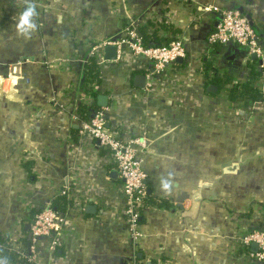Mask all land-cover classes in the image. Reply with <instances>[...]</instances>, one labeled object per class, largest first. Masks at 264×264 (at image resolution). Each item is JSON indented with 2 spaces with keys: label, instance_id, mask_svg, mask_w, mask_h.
Segmentation results:
<instances>
[{
  "label": "crops",
  "instance_id": "crops-1",
  "mask_svg": "<svg viewBox=\"0 0 264 264\" xmlns=\"http://www.w3.org/2000/svg\"><path fill=\"white\" fill-rule=\"evenodd\" d=\"M29 5L34 29L19 20ZM206 5L251 21L263 55L210 44L217 17ZM152 16L185 55L146 91L133 82L145 60L127 46L121 59L96 61L90 51ZM90 57L93 91L84 89ZM252 70L262 95L232 101ZM93 102L110 129L146 141L137 151L147 198L136 240L109 152L79 134L78 108ZM62 190L71 203L60 243L50 252V237H40L28 264H261L241 237L264 230V0H0V237L20 251L33 214ZM0 264L12 263L0 254Z\"/></svg>",
  "mask_w": 264,
  "mask_h": 264
},
{
  "label": "built area",
  "instance_id": "built-area-1",
  "mask_svg": "<svg viewBox=\"0 0 264 264\" xmlns=\"http://www.w3.org/2000/svg\"><path fill=\"white\" fill-rule=\"evenodd\" d=\"M205 9L215 13V28L208 34L210 44H224L235 42L246 47L258 57L263 55V49L258 37L248 19L236 9L219 5H206ZM116 46V57L123 56V46L134 57H140L146 63V91L156 85L158 78L166 72L176 60L184 57V46L180 39H175L167 44L144 45L136 26L130 23L122 27V36L118 39H104L96 43L90 54L96 61L105 60L102 51L106 45ZM12 74L9 72L8 77ZM79 134L93 137L110 154L111 163L122 179V191L125 195L124 222L130 237L136 240L139 234L138 218L146 196L147 173L137 156V151L146 145L144 137L134 132L120 134L106 125L104 110L96 109L88 119L80 121ZM66 191L62 190V194ZM64 223V214L54 210L51 202H46L31 217L29 224V250L21 254L28 261L34 260L36 242L40 237H50L49 251L53 252L60 243V233ZM243 244L255 243L256 260L264 264V230L248 231L242 235ZM132 264H135L132 263Z\"/></svg>",
  "mask_w": 264,
  "mask_h": 264
},
{
  "label": "trees",
  "instance_id": "trees-1",
  "mask_svg": "<svg viewBox=\"0 0 264 264\" xmlns=\"http://www.w3.org/2000/svg\"><path fill=\"white\" fill-rule=\"evenodd\" d=\"M144 24L138 28L140 38L143 41L144 45L150 44H167L173 39V37H163L158 35L159 27L164 28V24L161 21H158L154 16L148 18ZM158 24V25H157ZM168 28L170 26H167ZM259 77V72L252 70V74L250 78L245 81L238 83L232 87L229 93V98L233 101H245L250 99L258 98L262 95L263 91L259 89L255 82ZM98 72L95 66V60L90 57L89 62L86 64V83L84 85V89L87 91H91L93 88L92 84H97ZM94 90V89H93ZM92 90V91H93ZM100 108V107H99ZM98 105L93 102L91 104H83L78 108L79 117L82 119H88L92 116L93 112L96 109H99ZM147 198V194L145 199ZM162 199L153 200L154 203L165 204ZM51 205L54 210L58 212H64L70 205L71 201L67 198L66 194H59L54 197L51 201ZM147 202V201H146ZM157 203V204H158ZM168 205V204H167ZM34 215V214H33ZM20 251L18 249L13 248L8 242L7 237H0V254L4 256L7 260H9L12 264H28L26 261V257L22 256L21 253H27L29 250V240L26 237L22 238L20 241Z\"/></svg>",
  "mask_w": 264,
  "mask_h": 264
},
{
  "label": "water",
  "instance_id": "water-1",
  "mask_svg": "<svg viewBox=\"0 0 264 264\" xmlns=\"http://www.w3.org/2000/svg\"><path fill=\"white\" fill-rule=\"evenodd\" d=\"M249 23L252 25V22L249 21ZM104 58L105 59H115L116 57V46L109 44L106 45L103 49ZM134 85L137 87H143L146 82V78L142 74H137L134 76ZM208 91L215 92L217 90V86L215 85H209L207 87ZM97 103L99 106H105L106 105V96L105 95H99L97 98ZM256 245V244H255Z\"/></svg>",
  "mask_w": 264,
  "mask_h": 264
},
{
  "label": "clouds",
  "instance_id": "clouds-1",
  "mask_svg": "<svg viewBox=\"0 0 264 264\" xmlns=\"http://www.w3.org/2000/svg\"><path fill=\"white\" fill-rule=\"evenodd\" d=\"M33 15H35V9H34L31 5H29V6L27 7L26 11H24V12L20 15L19 20L22 21L24 24H26L28 27L34 29V28H35V25L32 24V23H30V18H31ZM17 28H18V31H19V32H24V29L19 28V26H17Z\"/></svg>",
  "mask_w": 264,
  "mask_h": 264
}]
</instances>
